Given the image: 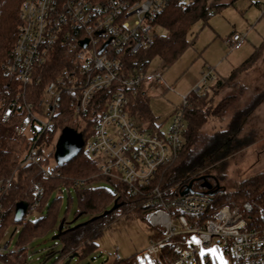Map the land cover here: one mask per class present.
I'll return each mask as SVG.
<instances>
[{"label":"built area","instance_id":"1","mask_svg":"<svg viewBox=\"0 0 264 264\" xmlns=\"http://www.w3.org/2000/svg\"><path fill=\"white\" fill-rule=\"evenodd\" d=\"M171 1L24 0L15 42L2 62L5 73L19 82V91L4 108L1 121L12 123L17 136L32 137L20 164H39L43 178H50L60 170L43 164L48 147L44 137L55 129L64 95L69 97L66 104L72 118L89 121L91 113L98 110L94 132L82 146L84 154L99 169L93 179L99 176L124 185L127 194L139 198V204L148 208L149 223L159 227L161 233L150 237L146 248L149 255H156L160 264H212V255L201 256L200 249L221 246L235 264H264V207L255 215L256 202L232 201L206 216L212 200L208 190H195L192 181L191 189L183 194L190 185L187 180L166 187L155 182L158 169L175 161L183 149L190 93L183 96V105L174 111L167 127L138 120L132 114L131 98L148 94L154 84L168 86L161 70L130 67L127 58L153 43L155 22ZM245 39L246 34L233 32L226 42L231 49H238ZM62 46L71 52L65 68L47 82L39 102L29 100L28 85L42 80L43 66H48ZM217 79L209 66L194 91L205 95ZM16 175L14 169L0 177V211ZM86 183L85 178H74L72 186ZM43 191L38 183L22 220H30ZM199 215L204 217L196 219ZM188 234L202 244H190ZM167 245L172 254L162 258ZM9 246V241L0 240V261L7 264L18 250Z\"/></svg>","mask_w":264,"mask_h":264},{"label":"trees","instance_id":"2","mask_svg":"<svg viewBox=\"0 0 264 264\" xmlns=\"http://www.w3.org/2000/svg\"><path fill=\"white\" fill-rule=\"evenodd\" d=\"M23 1L0 0V177L10 175L14 169L17 171L13 187L6 195L3 209L0 211V240L4 236L6 225L9 222L22 224L17 240L19 248L13 258H10L8 264H24L28 246L31 245L32 241L57 227L62 203L58 192L61 191L60 188L63 186L74 188L76 191V217L82 214H90V218L77 226L73 225L74 227L65 221L64 231L61 232L59 237L61 249L58 251V258H68L74 253L80 256L86 255L94 247V240L102 235L109 223L119 215L131 216L135 214L137 216L142 212H148V208L139 204V198L127 194L122 184L115 183L116 187L120 189L117 193L103 187L89 186V183L72 186L74 178L87 179L98 173L99 170L96 162L84 154L83 148L63 162L56 161L60 173L55 177L43 178V172L39 164L24 166L20 164L25 150L32 142V137L28 135L17 136L13 132L4 130L1 115L4 108L16 99L19 91V82L5 73L2 62L15 42L20 23L19 13ZM224 4V0H172L162 9L155 22L157 26L164 27L166 32L161 35L156 34L150 46L143 47L135 55L128 57V65L130 67L135 66L140 70H149L151 61L156 57L160 58L165 65L174 62L193 42V40L188 39L192 25L199 20L204 23L207 22L213 10ZM263 52L264 44L258 46L229 77L218 78L212 84L211 90L209 89L210 91L206 92L205 95L198 93L189 95V105L185 110L187 126L184 132L183 149L175 161L158 169L156 183L166 187L187 180L190 184L196 176L203 173L202 170L205 169L204 172L208 171L209 165L227 157L234 150L248 143L246 138L240 135L244 119L264 98V91L254 95L243 109L236 110L226 127L211 134L205 133L202 128L209 115L204 106L227 81L234 79L239 72L248 70ZM70 53V49L66 46H62L60 50L56 51L48 66L47 63L43 66L42 80L28 85L29 100L35 103L40 101L45 85L62 72L67 64L65 59L70 56ZM147 97L148 94L139 93L131 98L133 102L132 114L140 121L151 118ZM235 97L236 95L233 94L226 96L223 102L218 104L219 108L226 111L235 100ZM68 99L69 97L64 95V104L55 119V129L46 133L44 137V145L46 147L52 145L49 154L54 155V157L56 152V145L54 146L52 143L54 135L58 130H65L72 118V112L66 104ZM91 115L92 118L81 131L85 141L94 132V125L99 111L95 109ZM49 154L44 159L43 164L45 165L49 163ZM224 163L222 162V165ZM211 176L206 177L202 183L212 185L208 189L212 194V200L208 211L205 213L206 216H212L215 210L231 200L239 203L246 200L256 202L255 215L259 214L260 207H264V170L243 179L233 187V190L229 191L215 186L214 182L210 180ZM213 177L220 178L218 176ZM38 183L43 186L44 191L37 209L46 207V212L35 220L15 221L14 213L17 202L24 200L29 205L33 200V194ZM192 186L195 188L194 182ZM56 192L57 194L53 197ZM115 199L121 202V206L102 216V212L109 209L114 204ZM71 200L72 196L70 194L68 201ZM160 234L159 232L152 236H159ZM79 248L80 250H78ZM163 252H166L167 255L172 254L171 247L167 245L163 248L161 257H167V255H162ZM114 264L137 263L131 258H118Z\"/></svg>","mask_w":264,"mask_h":264},{"label":"rangeland","instance_id":"3","mask_svg":"<svg viewBox=\"0 0 264 264\" xmlns=\"http://www.w3.org/2000/svg\"><path fill=\"white\" fill-rule=\"evenodd\" d=\"M224 1V5L213 10L207 22L199 20L192 25L188 39L193 42L174 62L165 65L158 57L151 61L149 70H161L168 88L154 84L148 89L147 102L151 110V118L146 121L150 125L167 127L174 111L183 105V96L189 93L196 94L194 88L200 85L202 72L209 66L214 68L217 78H227L258 46L264 44V0ZM155 30L160 35L166 32L162 26H156ZM234 31L246 34L245 41L238 49H231L226 42V38ZM214 83L215 81L211 86ZM263 91L264 52L248 70L239 72L234 79L227 81L204 106L209 115L202 127L203 131L211 134L226 127L236 110L243 109L254 95ZM231 94L236 95L235 100L226 111L220 109L218 104ZM42 119L45 120L46 116L42 115ZM87 123V119L72 118L71 125L67 126L64 132L61 130L56 132L53 145L58 144L62 133L71 132L78 136ZM3 129L12 133V123L3 124ZM240 135L246 138L248 143L209 165L208 171L202 170L203 173L194 179L195 190L207 191L209 188L202 183L210 175H212L210 180L215 186L226 191L233 190V187L243 179L264 170V98L245 117ZM51 150L50 144L46 148V153L49 154ZM56 161L54 155H50L49 164L57 166ZM222 162H225L224 165ZM94 177L95 174L85 178L89 186L103 187L113 193L120 191L112 181L103 177L93 179ZM58 193L62 200L58 225L32 241L28 246L24 264H114L118 255L121 259L131 258L137 264H160L156 255H149L146 252L150 237L160 230L159 227L149 223L146 217L148 212H142L137 216L121 214L116 217L102 235L94 240V247L86 255L73 254L68 258H58L57 253L51 256L61 249L60 239H53V235L63 219L73 226L90 218V214L76 217L77 194L74 188L69 191L64 187ZM56 194L57 192L53 197ZM70 194L72 200L68 201ZM232 201L235 200L230 202ZM45 212L46 207L37 209L31 212L29 217L35 220ZM203 217L199 215L196 219ZM175 223L179 225L178 219H175ZM21 229V223L9 222L6 225L2 241H9L10 249L19 248L17 240ZM188 236L194 235L188 234ZM217 248L219 249L217 255L222 256L226 264H235L229 253H226L221 246ZM162 255L165 256L167 253L163 252ZM211 261L212 264H222L214 255L211 256ZM0 264L7 263L0 261Z\"/></svg>","mask_w":264,"mask_h":264},{"label":"water","instance_id":"4","mask_svg":"<svg viewBox=\"0 0 264 264\" xmlns=\"http://www.w3.org/2000/svg\"><path fill=\"white\" fill-rule=\"evenodd\" d=\"M82 44L85 45L86 42L82 41ZM63 132H64V130H63ZM71 136H74V133H71V132L62 133V136L60 137L58 144L56 145V152H55V158L58 162H63L65 160L71 158L73 155H75L81 149V146L83 145V141H81L79 143L80 147H78L76 150H72L71 153H68L70 148L68 146H65V145H68V142L71 141ZM79 136H82V135L79 133ZM66 150H68V151H66ZM206 185L208 186V188H211V186H212L211 184H206ZM190 189H191V184L182 193L184 194ZM120 206H121V202H118L117 199H115L114 204L109 209H106L104 212H102L101 215L105 216ZM27 208H28V202H26L24 200L17 202L16 208H15V213H14V220L15 221H21L23 219L26 211H27ZM79 224H76L74 226H77ZM64 225H65V219H63L60 222V224L58 226V231L53 235V239H59L61 232L64 231L63 230ZM57 253H58V251L54 252L51 256H53ZM74 254H77V253H74ZM41 264H43V263H41Z\"/></svg>","mask_w":264,"mask_h":264},{"label":"snow or ice","instance_id":"5","mask_svg":"<svg viewBox=\"0 0 264 264\" xmlns=\"http://www.w3.org/2000/svg\"><path fill=\"white\" fill-rule=\"evenodd\" d=\"M190 244L201 245L202 241L196 236H192L190 240ZM218 252H219V249L215 247L207 248L206 250L203 247L200 249L201 256H204L206 254H211V255L216 256L217 260H220L222 264H226V262L223 261V257L217 255Z\"/></svg>","mask_w":264,"mask_h":264},{"label":"flooded vegetation","instance_id":"6","mask_svg":"<svg viewBox=\"0 0 264 264\" xmlns=\"http://www.w3.org/2000/svg\"><path fill=\"white\" fill-rule=\"evenodd\" d=\"M81 141H83V143H84V139H83V137L82 136H76L75 134H74V136H71V141L70 142H68V145H65V146H68L69 148H70V150L68 151V150H66V151H68V153H71L72 152V150H76L78 147H80L79 146V143L81 142ZM83 146V145H82ZM82 146H81V148H82ZM81 150V149H80Z\"/></svg>","mask_w":264,"mask_h":264},{"label":"crops","instance_id":"7","mask_svg":"<svg viewBox=\"0 0 264 264\" xmlns=\"http://www.w3.org/2000/svg\"><path fill=\"white\" fill-rule=\"evenodd\" d=\"M234 32H237V31H234ZM232 33H233V32H232ZM232 33H231V34H232ZM231 34H230V35H231ZM230 35H229V36H230Z\"/></svg>","mask_w":264,"mask_h":264}]
</instances>
